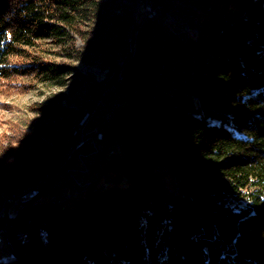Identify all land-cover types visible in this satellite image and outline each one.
<instances>
[{"label":"trees","instance_id":"trees-1","mask_svg":"<svg viewBox=\"0 0 264 264\" xmlns=\"http://www.w3.org/2000/svg\"><path fill=\"white\" fill-rule=\"evenodd\" d=\"M89 1L0 0V87L61 84L73 67L22 59L63 44ZM139 3L150 10L123 15L105 83L121 105L72 204L73 189L64 205L45 197L77 165L70 136L0 148V264H264V0Z\"/></svg>","mask_w":264,"mask_h":264},{"label":"rangeland","instance_id":"rangeland-1","mask_svg":"<svg viewBox=\"0 0 264 264\" xmlns=\"http://www.w3.org/2000/svg\"><path fill=\"white\" fill-rule=\"evenodd\" d=\"M134 1L90 0L87 9L77 17L71 37L63 44L46 39L28 48L29 58L22 59L26 62L38 56L73 67L61 84L20 77L11 82L14 86L0 87V148L23 147L24 152H35L54 148L71 138L67 157L74 156L77 165L69 171L70 177L61 170L52 172L53 186L45 197H50V191L54 195L64 194L63 201L54 203L64 205L73 189L68 200L72 204V198L79 195L76 185L95 179L98 173L95 162L104 146L107 119L121 105L117 101L122 94L120 89L105 86L120 22L124 14L134 12L139 20L150 10L141 3L134 6ZM16 157V154L10 157V171L23 164ZM155 170L169 191L174 190L177 180L166 167ZM9 255V246L5 240L1 243L0 238V257L8 259Z\"/></svg>","mask_w":264,"mask_h":264},{"label":"bare ground","instance_id":"bare-ground-1","mask_svg":"<svg viewBox=\"0 0 264 264\" xmlns=\"http://www.w3.org/2000/svg\"><path fill=\"white\" fill-rule=\"evenodd\" d=\"M63 196H64V194H59V195L56 194V195H53L51 197V201L52 202H59L61 200H64Z\"/></svg>","mask_w":264,"mask_h":264},{"label":"built area","instance_id":"built-area-1","mask_svg":"<svg viewBox=\"0 0 264 264\" xmlns=\"http://www.w3.org/2000/svg\"><path fill=\"white\" fill-rule=\"evenodd\" d=\"M61 201H63V200H61Z\"/></svg>","mask_w":264,"mask_h":264}]
</instances>
